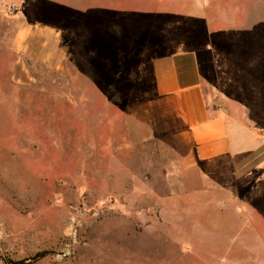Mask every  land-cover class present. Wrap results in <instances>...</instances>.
<instances>
[{
  "label": "rangeland",
  "instance_id": "1",
  "mask_svg": "<svg viewBox=\"0 0 264 264\" xmlns=\"http://www.w3.org/2000/svg\"><path fill=\"white\" fill-rule=\"evenodd\" d=\"M258 1L214 0L223 7L209 9L212 26H189V43L210 50L207 108L260 145L229 191L202 193L194 180L180 183L173 154L133 120L137 73L115 65L117 52L148 48L171 0L0 8L12 20H0V264H264ZM27 25L53 38L16 40Z\"/></svg>",
  "mask_w": 264,
  "mask_h": 264
},
{
  "label": "crops",
  "instance_id": "2",
  "mask_svg": "<svg viewBox=\"0 0 264 264\" xmlns=\"http://www.w3.org/2000/svg\"><path fill=\"white\" fill-rule=\"evenodd\" d=\"M212 1L198 0L191 5V0H171L174 6L164 13V22L152 29L148 48L140 52L139 49L132 53L130 49L122 54L117 52L115 61L116 67L123 71L137 73L138 96L135 92L127 102L133 120L141 126L146 138L157 141L173 154L175 160L171 165L177 168L180 183L194 180L199 188L194 191L201 193L229 191L237 170L260 147L257 140H252V132L206 106L204 58L210 50L206 45H191L188 31L191 23L200 26L202 32L205 25L207 29L212 26L214 22L207 17L209 9L215 12L216 7L222 6ZM263 1H258L255 7H264ZM13 4L27 3L0 0V8ZM7 18L0 16L1 23L12 22ZM28 25L19 27L16 40L36 38L39 34L53 38L49 31H35ZM132 58L136 59L130 65ZM109 61L110 52L101 67L103 77L108 73Z\"/></svg>",
  "mask_w": 264,
  "mask_h": 264
}]
</instances>
